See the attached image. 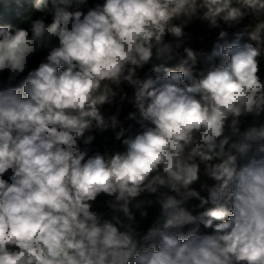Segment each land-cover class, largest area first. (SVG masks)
<instances>
[{"label": "clouds", "instance_id": "clouds-1", "mask_svg": "<svg viewBox=\"0 0 264 264\" xmlns=\"http://www.w3.org/2000/svg\"><path fill=\"white\" fill-rule=\"evenodd\" d=\"M0 5L51 16L0 11V264H264V0ZM197 21L237 30L196 49Z\"/></svg>", "mask_w": 264, "mask_h": 264}, {"label": "rangeland", "instance_id": "rangeland-1", "mask_svg": "<svg viewBox=\"0 0 264 264\" xmlns=\"http://www.w3.org/2000/svg\"><path fill=\"white\" fill-rule=\"evenodd\" d=\"M229 27L228 25L224 24L223 22H220L219 28H210L207 22H194L192 25H190L186 31H188L193 37L192 46L196 49H203L205 51H210L213 43L215 42L218 32L220 30H223L224 28ZM236 26H233L231 28H235ZM148 66L145 67L144 70L147 69ZM144 70H140V74H143ZM124 91H127L129 95H131L132 89L130 87L124 86ZM129 111H134V109L131 107V105H128L125 103L122 108L120 119L124 121L125 116ZM115 112V107L105 106L104 113L106 114H112ZM252 122V120L250 121ZM248 122V123H250ZM131 125L133 130H138L139 125L136 123V121H125V126ZM93 150H100V151H113V150H122V145L119 141H116L114 139V132L109 129L106 132L98 133L96 134V139L93 142V144L90 146ZM208 181V178L202 176V182ZM209 182V181H208ZM213 183V181L210 180L209 184ZM197 189H199V184L195 185ZM148 198V197H143ZM105 197L103 198V202H95L94 204V210L98 212L104 213L106 216L110 215V211L107 208L105 204ZM195 201V200H193ZM135 211V210H134ZM147 211L149 213L148 217L146 219H143L140 217L139 212H136V219H137V226L138 229L141 230V227L143 225H148V227L151 226L152 221L154 220L155 216L158 214V206H152L147 208Z\"/></svg>", "mask_w": 264, "mask_h": 264}, {"label": "trees", "instance_id": "trees-1", "mask_svg": "<svg viewBox=\"0 0 264 264\" xmlns=\"http://www.w3.org/2000/svg\"><path fill=\"white\" fill-rule=\"evenodd\" d=\"M97 2V0H89V4L95 3ZM26 10L20 14V15H16L14 11H9L8 6L7 5H0V11H3L4 13V17L5 20L7 22H10L13 24L14 27H27L28 22H30L31 19L34 18H39L41 17L43 14L36 12L34 9H32L30 6L26 5L25 6ZM43 18H45L47 21L50 22L51 20V16L50 15H43ZM223 30H227L230 35L231 33H233L234 31L237 30V27L235 28H231V27H226ZM42 54H38L36 57H34L32 60H30L29 62V69L35 68L36 66H38V63L40 61V59L42 58ZM262 64H264V61H262ZM169 67H175L176 64L175 62H171L168 64ZM26 74V73H25ZM4 76H7V73L4 74ZM105 115H109L106 114ZM210 182V180H208ZM208 181H205L207 183H209ZM203 195H206V193H202ZM103 196L99 197L97 202H103ZM198 204V201H191L189 204L190 208H194L195 205ZM211 206V205H207L206 207ZM203 209L200 208H194L195 212L198 211H202ZM148 228V225H143L141 227V231H146ZM187 230V229H185Z\"/></svg>", "mask_w": 264, "mask_h": 264}, {"label": "crops", "instance_id": "crops-1", "mask_svg": "<svg viewBox=\"0 0 264 264\" xmlns=\"http://www.w3.org/2000/svg\"><path fill=\"white\" fill-rule=\"evenodd\" d=\"M252 120V117H248V118H246V120L244 121L245 122V124H247L248 122H250Z\"/></svg>", "mask_w": 264, "mask_h": 264}, {"label": "built area", "instance_id": "built-area-1", "mask_svg": "<svg viewBox=\"0 0 264 264\" xmlns=\"http://www.w3.org/2000/svg\"><path fill=\"white\" fill-rule=\"evenodd\" d=\"M246 120V119H245Z\"/></svg>", "mask_w": 264, "mask_h": 264}]
</instances>
